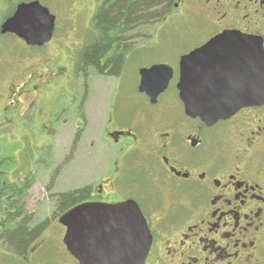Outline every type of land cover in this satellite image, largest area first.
<instances>
[{"label": "flooded vegetation", "instance_id": "af4514ba", "mask_svg": "<svg viewBox=\"0 0 264 264\" xmlns=\"http://www.w3.org/2000/svg\"><path fill=\"white\" fill-rule=\"evenodd\" d=\"M108 1L94 0L92 9L82 8L79 14H98ZM166 14L209 15L206 38L184 55L226 32L261 38L264 49V0H174ZM55 29L56 17L51 41L41 47L28 46L14 35H0L40 51L38 56L27 59L14 55L17 58L15 64L19 62L23 66L22 71V68L15 67L17 64L0 62V98L3 99L0 132L15 125L11 120L21 114L19 99L48 86L42 85L45 77L52 79L49 69L59 64V61L49 60L48 54ZM129 46L133 47L132 51L121 60L118 75L111 66L103 73L95 74L101 78H115V82L120 80V85H114L109 95L103 125L110 146L119 148L117 155L105 175L92 185L77 188L85 191L76 195L78 203L68 210L84 203L115 205L134 202L151 236L145 264H264V103L244 108L212 127L185 116L195 123L192 129L170 126L163 130L157 127L155 114L169 112L174 104L183 111L177 89L179 59L174 64L144 66L133 75H126L125 66L133 60L130 57L135 55L136 45ZM33 59H36L34 63ZM28 62H31L30 66H24ZM154 65H166L172 72L164 92L157 97L155 104H151L149 97L138 90L139 70ZM67 72V68L57 69L54 77L65 78ZM77 74L75 65L74 75L78 78ZM16 75L19 82L13 86ZM32 79L37 80L38 87L27 95L23 88ZM131 86L144 100L143 105L140 103L134 107L129 95ZM80 91L82 97L86 93L83 84ZM149 111L155 113L151 115ZM79 114L78 120L85 122L83 110L80 109ZM40 139L35 138V141ZM15 170L11 169L10 174L13 172L14 175ZM8 174V182L20 187L18 181L12 183L9 180ZM5 203L8 199L4 200ZM3 210L7 214L13 213L8 206ZM58 218H51L50 213L42 219L48 221L47 227L31 248L54 221L63 228L62 243L65 228L58 223ZM3 251L17 256L13 251Z\"/></svg>", "mask_w": 264, "mask_h": 264}, {"label": "rangeland", "instance_id": "374dc122", "mask_svg": "<svg viewBox=\"0 0 264 264\" xmlns=\"http://www.w3.org/2000/svg\"><path fill=\"white\" fill-rule=\"evenodd\" d=\"M31 1H38L56 17L54 41L48 47V54L49 60L59 61V64L51 66L49 73L53 75V81L45 77L41 82L48 86L41 88L40 92H33L38 87L36 79H32L23 88L27 95L33 93L19 99L18 111L21 114L11 120L15 125L0 132V154L8 153L6 150L9 148L17 149L11 153L16 162L15 168L11 169L16 170L14 175L9 172L8 177L12 183L18 181L19 184L31 180V187L26 191L23 203L25 211L40 221L46 219L54 208L50 194L92 185L111 169L119 148L110 146L103 125L109 95L120 80L115 82V78H101L92 72L89 74L87 99L83 105L85 122L81 123L78 120L80 114L77 100L81 97L83 79L74 75V69L86 39L90 41L93 38L92 18L95 14H79V10L92 9L94 0H0V23L17 4ZM209 25L208 14H170L155 26L153 34L149 27L141 29L139 37H136L135 55L130 57L133 60L125 66V74L133 75L139 68L154 63H176L188 50L206 38ZM0 51V62L17 64L16 68L23 66L19 62L15 64V54L18 58L27 59L38 56L40 52L22 46L15 39L1 36ZM28 63L24 66H30L31 62ZM63 67L67 68V75L55 79L54 73ZM17 75L13 86L18 85ZM118 86L114 88L115 91ZM129 95L134 107L144 104L135 89ZM2 104L3 99L0 98V113ZM149 113L152 115L155 111ZM154 120L157 127L163 130L170 126L173 129L180 126L192 129L191 126L195 124L185 117L178 104H174L167 113L155 114ZM35 138L41 139L35 141ZM57 170L55 181L47 188L49 179ZM49 225L29 250L27 258L5 252L0 246V264H74V259L66 254L60 242L63 228L56 221Z\"/></svg>", "mask_w": 264, "mask_h": 264}, {"label": "water", "instance_id": "95a60500", "mask_svg": "<svg viewBox=\"0 0 264 264\" xmlns=\"http://www.w3.org/2000/svg\"><path fill=\"white\" fill-rule=\"evenodd\" d=\"M55 16L38 1L19 3L0 26L28 46L51 41ZM166 65L140 69L139 92L151 104L164 92L171 76ZM177 89L184 115L206 127L240 110L264 103V49L261 38L226 32L179 59ZM65 228L62 243L77 264H145L151 244L138 206L79 204L58 218Z\"/></svg>", "mask_w": 264, "mask_h": 264}, {"label": "trees", "instance_id": "16d2710c", "mask_svg": "<svg viewBox=\"0 0 264 264\" xmlns=\"http://www.w3.org/2000/svg\"><path fill=\"white\" fill-rule=\"evenodd\" d=\"M172 1L174 0H109L104 8L95 14L92 19L93 38L90 41L86 39L76 64L77 75L83 79V87L86 90L78 103L79 110H83L87 99L89 74L91 72L101 74L111 66L115 75H118L121 60L132 51L133 47L129 45H135L138 41L136 38L139 37L138 32L149 27L153 34L155 26L167 16ZM103 60L106 62L101 63ZM79 133L80 130L75 136L78 137ZM15 150L17 149L0 154V246L2 249L13 251L18 257L27 258L29 249L42 230L47 227L48 221H39L36 216L25 211L23 199L26 191L31 187V180H27L20 187L8 182L6 173L10 172L11 168H15L16 164L11 157V153ZM57 175L58 170L49 179L50 186L47 188L52 186ZM84 191L85 189H75L50 194L54 202L51 218H58L67 212L70 207L78 203L76 195ZM5 199H8L7 204H4ZM5 206H8L13 213L7 214L3 210Z\"/></svg>", "mask_w": 264, "mask_h": 264}]
</instances>
